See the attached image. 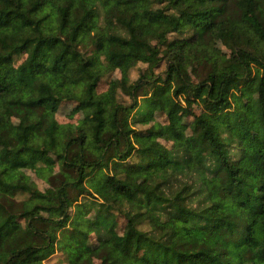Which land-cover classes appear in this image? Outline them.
Here are the masks:
<instances>
[{"label":"trees","instance_id":"16d2710c","mask_svg":"<svg viewBox=\"0 0 264 264\" xmlns=\"http://www.w3.org/2000/svg\"><path fill=\"white\" fill-rule=\"evenodd\" d=\"M70 102L84 126L60 131ZM56 252L264 264V0H0V264Z\"/></svg>","mask_w":264,"mask_h":264},{"label":"rangeland","instance_id":"374dc122","mask_svg":"<svg viewBox=\"0 0 264 264\" xmlns=\"http://www.w3.org/2000/svg\"><path fill=\"white\" fill-rule=\"evenodd\" d=\"M225 55V50L223 49V47L221 45H219L218 43H213L211 46L209 47H204V46H200V45H195V46H191L188 50V61L185 64L184 67V74L186 77L189 76V69L190 67L193 65V62L195 61H199L200 59H205L208 60L210 62H214L219 60L221 57H223ZM119 75L118 72L115 71L113 72L111 75H109V77L106 79V77L101 81L99 88H105L106 85H113L116 83L117 79H118ZM164 82V77H162V79H160V89L164 90L166 89V87L163 84ZM252 91V89H251ZM251 91H245L243 92V97L246 100V103L249 102V99L251 98ZM191 104V107L195 110L199 109V104L198 102L194 101ZM56 117L58 119L59 122V128L60 131H65L69 128H74L76 126H84V120L82 118V116L79 114V112L76 111V104L75 103H63L59 106L57 112H56ZM180 118V117H179ZM153 121H156V123H162V124H166L167 121L164 118L163 115L156 113L153 117ZM153 121H149L148 123H141V126H149L150 124H152ZM178 124L175 125L176 126V130H186V124L188 121L187 117H181V119H178ZM177 121H175V119L173 120L174 123H176ZM175 129V128H173ZM163 136L160 137H156L155 141L157 143H163ZM11 167V174L13 176V179H17L18 177H20V172H23L25 175L24 177L27 179V181H30L32 183L35 184V186H37V188L39 189H44L47 187L46 182L43 179H40L38 177H36L33 173L27 171V170H23L25 168H22L18 165H10ZM21 177V178H24ZM32 262V261H31ZM31 262H25L26 264H31ZM42 264H64V261L62 259V257L60 256V254L58 252L52 254L51 256L47 257L46 259L41 260Z\"/></svg>","mask_w":264,"mask_h":264}]
</instances>
